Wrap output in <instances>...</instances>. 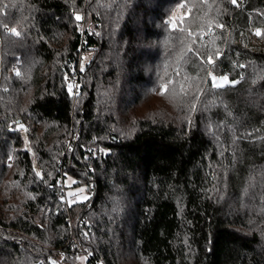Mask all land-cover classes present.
Returning a JSON list of instances; mask_svg holds the SVG:
<instances>
[{
	"label": "trees",
	"instance_id": "obj_1",
	"mask_svg": "<svg viewBox=\"0 0 264 264\" xmlns=\"http://www.w3.org/2000/svg\"><path fill=\"white\" fill-rule=\"evenodd\" d=\"M178 2L0 0V264H264V0H207L187 16L196 33L212 19L199 43L218 37L216 74L245 77L195 111L192 89L153 90L164 64L175 71L183 34L164 21ZM85 56L69 95L64 74ZM183 71L204 75L196 62ZM231 128L220 183L208 165L222 160L214 135L228 146ZM65 174L88 201L60 203Z\"/></svg>",
	"mask_w": 264,
	"mask_h": 264
},
{
	"label": "snow or ice",
	"instance_id": "obj_2",
	"mask_svg": "<svg viewBox=\"0 0 264 264\" xmlns=\"http://www.w3.org/2000/svg\"><path fill=\"white\" fill-rule=\"evenodd\" d=\"M112 3H116L117 0H111ZM130 2V0H119V3L122 5H127ZM233 5L239 6L237 3V0H231ZM207 4V0H199L198 4H194L193 0H179L177 3L175 9L171 12L169 18L164 21V24L167 26V30L170 32H179L183 35L178 36L177 39L180 41L181 47L176 54L175 59V71L174 74H170L168 72V68L170 67V63H166L163 65V74L158 73V82L156 84V87L153 89L154 91H158L160 95H165L171 93L172 95H183L187 97L189 95L188 89H192L190 95H191V106L189 111H195L196 110V102L200 100L201 95H207L209 92H212V90H219L225 87H235L237 84L240 83V80L244 79V74L241 73L239 75L238 79L230 80L228 75H217V61L221 59L222 52L220 49L214 47V40L218 37L213 36L211 40L207 44H202L199 42L204 41L206 36H209L212 33V19L207 20V27L205 29V25H200V32L196 33L192 30H189V27L185 26L187 23V16L193 12L194 7H203ZM9 5L2 4L0 5V13L4 12ZM185 10L184 15L177 16L178 13H180L181 10ZM211 7L210 5L206 9V11H210ZM118 16L122 15V12L117 13ZM84 19L83 16L76 14L75 20L76 21H82ZM217 27L223 28V25L217 24ZM5 30H7V25H4ZM11 35L15 37H21L22 33L18 31L15 27L10 29ZM93 35H96L98 33H91ZM254 34L257 37H264V31H261V29L256 28ZM86 62H88V57H81L80 62L73 66L71 68V76L69 73L64 74V80L63 83L66 84L67 92L69 95H79L78 91H74L76 89H79L80 85L77 83H74L75 80V74L77 70L81 73L86 71ZM189 62H196V66L200 69V72H203L204 75L200 76L199 73H197V77H191L186 72H184V67ZM234 67L244 69L248 66L245 64H235ZM183 73V75H182ZM261 72L259 70L256 71V76L259 77ZM21 72L19 70H15V76L20 77ZM177 78H180L177 80ZM183 81V82H180ZM179 83V89H177L176 85ZM188 85L186 88L185 85ZM7 89H5L6 91ZM219 128L220 125H217ZM19 128L23 129L25 132L28 131L27 128L24 127L23 124H19ZM229 131L233 134V139L231 141V144L228 146H225L224 143L219 139V133L217 132L214 135V139L217 142V147L219 149V152L217 153L218 156L222 157V160L217 161L216 165L209 164L208 167L210 168L209 175L212 176L214 180H219L220 183L225 182V177L221 176L220 172L217 171V167H220L224 173H227L228 165L223 164V160L228 159V157L224 156V153L231 149L232 157L233 159L230 161L231 163H234V156H235V145L237 139L239 137L235 134V128L229 129ZM241 136L247 135L252 136V133H241ZM27 143V141H26ZM69 150L71 151V145H69ZM26 151H31V149H26ZM89 152H93V149L89 148ZM100 152H104L103 149H99ZM106 154V153H105ZM6 159L11 160V157H6ZM10 166V165H9ZM33 172L34 176L38 178L41 181H45L46 176L43 173L42 169H39L36 164L33 165ZM50 176L51 174H47ZM254 177H250V185ZM264 183V181H262ZM56 184L60 185L61 189L64 188L69 189L67 192L62 191L61 195V201L60 203H67L69 207L76 204L77 202H86L90 199V197L86 194L88 189L86 187H78L76 189H73V185L77 184V180L73 179L71 176H67L65 174V179L63 180H57ZM55 187L56 185H52ZM213 187H216V185H213ZM216 191H219V188L216 187ZM244 194H247V189L244 190ZM116 210V209H114ZM264 210V209H262ZM84 235L87 237L88 232H84ZM89 255L91 253L89 252ZM79 259V257H77ZM86 259V257H85ZM49 264H59L57 261H49Z\"/></svg>",
	"mask_w": 264,
	"mask_h": 264
},
{
	"label": "rangeland",
	"instance_id": "obj_3",
	"mask_svg": "<svg viewBox=\"0 0 264 264\" xmlns=\"http://www.w3.org/2000/svg\"><path fill=\"white\" fill-rule=\"evenodd\" d=\"M240 1H241V0H240ZM184 13H185V10L182 9V10L180 11V13L177 14V16H178V17H179V16H182V15H184ZM209 36H210V35H209ZM207 37H208V36H207ZM205 39H206V38H205ZM85 57H88V60H89V58H90L89 56H85ZM73 82H74V81H73ZM72 187H73V189H76V188H78V187H82V186H75V185H73ZM68 190H69V189H67V191H68ZM86 194H87V193H86ZM129 260H130V259H129ZM81 262H82V264H83V263L85 264V258H84V257H82Z\"/></svg>",
	"mask_w": 264,
	"mask_h": 264
},
{
	"label": "built area",
	"instance_id": "obj_4",
	"mask_svg": "<svg viewBox=\"0 0 264 264\" xmlns=\"http://www.w3.org/2000/svg\"><path fill=\"white\" fill-rule=\"evenodd\" d=\"M205 38H207V36H206ZM13 68L15 69L16 66H14ZM61 180H63V179H61ZM59 186H60V185H59ZM62 191H63V192H67V189H66V188H64L63 190L61 189L60 199H61ZM65 204L67 205L66 202H65Z\"/></svg>",
	"mask_w": 264,
	"mask_h": 264
},
{
	"label": "water",
	"instance_id": "obj_5",
	"mask_svg": "<svg viewBox=\"0 0 264 264\" xmlns=\"http://www.w3.org/2000/svg\"><path fill=\"white\" fill-rule=\"evenodd\" d=\"M19 124H23V123H21V121L18 122V129H19V130H23V129H20V128H19ZM23 125H24V124H23ZM24 127H25V125H24Z\"/></svg>",
	"mask_w": 264,
	"mask_h": 264
}]
</instances>
